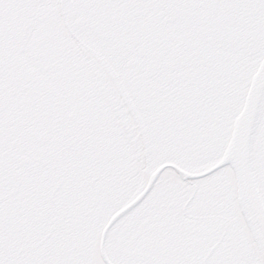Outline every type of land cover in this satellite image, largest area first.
<instances>
[{"label":"snow or ice","instance_id":"obj_1","mask_svg":"<svg viewBox=\"0 0 264 264\" xmlns=\"http://www.w3.org/2000/svg\"><path fill=\"white\" fill-rule=\"evenodd\" d=\"M0 264H264V0H0Z\"/></svg>","mask_w":264,"mask_h":264}]
</instances>
